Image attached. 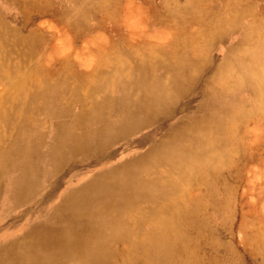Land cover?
I'll return each mask as SVG.
<instances>
[{
    "label": "rangeland",
    "instance_id": "rangeland-1",
    "mask_svg": "<svg viewBox=\"0 0 264 264\" xmlns=\"http://www.w3.org/2000/svg\"><path fill=\"white\" fill-rule=\"evenodd\" d=\"M0 32L4 37L0 39V53L4 48L5 59L10 62L0 74V103L6 96L23 98L34 87L35 91L52 85L61 92L62 103L71 102L61 119L67 123L73 113L91 106L89 96L98 82L103 83L99 94L122 88L116 84L118 77L126 74L133 78L137 64L144 60L154 64L153 72L158 75L157 63L163 61L168 66L199 58L212 67L222 60V50L231 41L247 35V42L237 51L239 58H232L235 68L213 80L215 86L228 91L221 109L231 107L235 115L219 116L222 125L215 133L219 138L211 158H197L193 161L195 170L185 167L188 172L174 175L181 178L174 193L169 192L157 204L143 202L134 210L138 221L131 220L127 232L149 239L148 245L137 250L132 240L115 239L111 242V262L264 264V113L257 117L264 110V74L253 83L261 86L260 94L254 97L247 90L252 72L239 65L246 56L264 68V0H0ZM111 70H117L116 80L111 81ZM121 70L122 75L118 73ZM208 75L205 72L202 77ZM78 76L84 79L85 87L73 93L70 88ZM199 78L192 85L196 92L179 98L172 105L179 111L166 116L160 126L100 145L86 157L62 166L50 178L56 189L42 195L41 205L5 206L0 213L8 216L0 220V243L15 238L17 244H30L31 240L21 235L44 225L40 217L53 208L49 204L59 200L62 193L107 171L135 166V159L150 147L161 149L165 145L171 126L203 116L198 109L202 99ZM35 116V125L43 123L41 114L36 112ZM207 119L212 116L201 122ZM56 121L46 122L50 133ZM13 132L10 129L7 139L14 136ZM142 139L143 143H136ZM188 142L193 143L191 139ZM144 159L139 160L145 164L140 176L148 183L153 179L161 185L167 182L171 177L169 165L155 168L154 156ZM157 205L167 207V222L153 219ZM66 223L76 225L73 220Z\"/></svg>",
    "mask_w": 264,
    "mask_h": 264
},
{
    "label": "bare ground",
    "instance_id": "bare-ground-1",
    "mask_svg": "<svg viewBox=\"0 0 264 264\" xmlns=\"http://www.w3.org/2000/svg\"><path fill=\"white\" fill-rule=\"evenodd\" d=\"M83 24H87L86 21ZM1 35L0 39H4ZM246 36L243 33L237 42L231 41L222 50V60L212 67L208 66V61L199 58L168 66L163 61L157 63L160 69L158 75L153 72L154 64L144 60L137 64L133 78L126 74L118 77L120 80L116 84L119 83L122 88L115 87L109 94H99L103 83L98 82L89 96L91 106L73 113L69 123L61 119L68 112L71 102L62 103L61 92L55 86L46 84L47 87L35 91L34 87L23 98L21 95L16 99L6 96L4 102L0 103L3 104L0 105V211L10 205L14 209L31 203L41 205L39 199L42 195L56 189L50 178L67 162L86 157L100 145H111L144 128L160 126L166 116L179 111L172 106L179 98L189 97L196 92L192 85L197 83L198 75L202 82L198 87L202 95L198 109L203 116L190 117L178 127L171 126L165 145L161 149L158 146L150 147L146 154L135 159V166L107 171L97 176V181L93 178L80 187L62 193L59 200L49 204L53 208L40 217L44 225L31 227L21 235L31 240L30 244H17L15 238L0 243V264H112L113 240H132L137 250L146 247L149 239L136 238L126 229L131 220L138 221L134 210L143 202L157 204L169 192L174 193L181 179L174 175L187 171L185 167L189 171L195 170L193 161L197 158H205V161L211 158L209 154L219 138L215 133L222 125L219 116L235 115L231 107L221 109L224 94L228 91L215 86L213 80L224 71L235 68L232 58H239L237 51L247 42ZM4 52L3 48L0 53V74H3L2 68L10 64ZM241 58L239 65L252 72V79L247 81L248 93L256 97L260 94L261 86L253 83L264 74V68L254 63L253 57ZM116 71H110L111 81L116 80ZM122 72L118 71L121 75ZM205 72L209 75L202 77ZM79 76L75 77L74 86L70 88L73 93L85 87L84 79ZM84 97H81L83 102ZM6 104L10 106L6 107ZM36 112L43 116V123L35 125L38 121ZM207 113L212 119L201 122L208 117ZM263 113L264 110L257 117ZM51 119L57 121L50 133L45 124ZM12 128L14 136L9 140L7 135ZM190 139L193 143L188 142ZM143 142V139L136 141L137 144ZM147 156H154L155 168L162 164L169 165L172 178L164 183H167L166 187H162L164 184L161 185L157 179L148 183L140 176L145 164L139 162L146 161L144 158ZM46 181L49 183L45 188L43 183ZM155 209L153 219L167 222V207L157 205ZM6 217L0 213V220ZM69 220L76 225H68L66 222ZM81 226L85 227L83 232Z\"/></svg>",
    "mask_w": 264,
    "mask_h": 264
},
{
    "label": "crops",
    "instance_id": "crops-1",
    "mask_svg": "<svg viewBox=\"0 0 264 264\" xmlns=\"http://www.w3.org/2000/svg\"><path fill=\"white\" fill-rule=\"evenodd\" d=\"M6 241H8V240H6ZM3 242H5V241H3ZM2 243V242H1Z\"/></svg>",
    "mask_w": 264,
    "mask_h": 264
}]
</instances>
